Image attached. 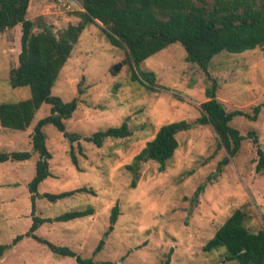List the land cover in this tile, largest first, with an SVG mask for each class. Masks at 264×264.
Returning a JSON list of instances; mask_svg holds the SVG:
<instances>
[{
    "label": "rangeland",
    "instance_id": "obj_1",
    "mask_svg": "<svg viewBox=\"0 0 264 264\" xmlns=\"http://www.w3.org/2000/svg\"><path fill=\"white\" fill-rule=\"evenodd\" d=\"M80 11L75 0H31L26 18L41 19L58 33L76 25ZM102 28L96 22L84 29L51 89V95L63 102L77 100L75 112L64 124L67 132L80 138L71 143L52 125L43 128L51 175L38 187L35 216L50 221L35 234L81 258H92L94 264H238L226 259L223 248L211 252L202 248L242 207L247 227L264 229V175L255 171L256 148L247 135L255 132L264 150V108L254 122L245 117L230 122L246 139L238 154L223 164L225 150L218 148L211 126L201 123L200 105L210 81L185 61L181 45L171 44L140 64V73L155 76L149 90L132 80L125 49L113 46ZM20 40L19 25L0 35V104L30 97L28 87L12 88L9 83V71L18 65ZM208 74L218 83L216 97L226 111L251 114L264 102V56L259 47L238 54L220 52L211 60ZM49 114L50 106L44 103L25 130L0 125V153L31 154L23 162L0 163V245L10 246L0 264H77L24 236L32 225L27 186L37 161L30 134ZM174 122L186 127L176 134L173 157L163 171L155 162H142L133 187L127 168L160 127ZM123 123L131 131L129 137L107 138L100 147L85 140ZM82 188L87 191L55 202L42 197ZM116 205L118 217L111 224ZM88 207L93 215L57 220ZM20 235L22 240L13 244ZM101 242V250L94 253Z\"/></svg>",
    "mask_w": 264,
    "mask_h": 264
},
{
    "label": "trees",
    "instance_id": "obj_2",
    "mask_svg": "<svg viewBox=\"0 0 264 264\" xmlns=\"http://www.w3.org/2000/svg\"><path fill=\"white\" fill-rule=\"evenodd\" d=\"M31 0H0V35L16 26L21 29V51L18 65L9 71V83L12 88L28 87L30 97L15 103L0 104V125L11 130H25L31 123L35 112L44 103L50 106V114L38 121L30 134L32 152L37 154L35 175L28 183L31 203L32 225L24 235L45 245L53 254L75 259L77 264H94L92 258H81L68 247L57 246L35 232L49 219L35 216V201L39 185L49 177L51 154L46 148V136L43 128L52 125L71 143L79 140V135L65 130L64 120L72 116L77 108V100L63 102L51 95L54 81L68 61L74 46L84 29L96 22L100 23L108 41L125 49V62L132 71V80L138 81L151 90L155 76L151 72H141L139 66L154 54L171 44H179L185 52V61L201 69L210 84L201 103V123L210 125L218 139V148L224 149L226 156L235 157L246 139L238 130L230 126L235 117H245L256 121L264 102L252 108V113L241 110L226 111L217 100V81L209 76L208 67L214 56L222 51L232 54L243 53L259 47L264 56V0H75L83 11L76 25H69L55 33L41 19L31 21L26 18ZM35 29L38 31L35 32ZM183 122H174L159 128L154 138L134 157L127 169L133 175L132 186L138 180V170L142 162L152 161L163 171L178 147L176 134L184 129ZM131 135L127 125L98 132L90 138L100 147L107 138L121 139ZM256 148L255 171L264 175V150L259 144L255 132H248ZM28 152L0 153V163L7 161L23 162L30 159ZM71 158L77 166L71 151ZM85 188L56 195L44 194L42 197L55 202L70 197ZM90 207L84 210L69 211L57 220L68 222L93 215ZM118 217V206L112 208L110 222L114 224ZM247 211L244 207L235 210L214 236L202 248L204 252L223 248L228 261L238 264H264V229L251 231L247 225ZM112 226L109 227V231ZM17 236L13 244L22 240ZM103 242L94 253L101 250ZM10 246L0 245V259Z\"/></svg>",
    "mask_w": 264,
    "mask_h": 264
},
{
    "label": "water",
    "instance_id": "obj_3",
    "mask_svg": "<svg viewBox=\"0 0 264 264\" xmlns=\"http://www.w3.org/2000/svg\"><path fill=\"white\" fill-rule=\"evenodd\" d=\"M118 69H119L118 67L115 68L116 71H117Z\"/></svg>",
    "mask_w": 264,
    "mask_h": 264
}]
</instances>
